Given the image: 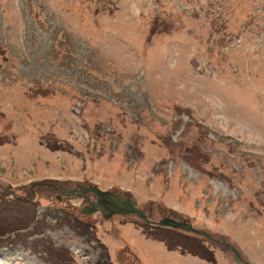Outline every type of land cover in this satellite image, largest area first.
Wrapping results in <instances>:
<instances>
[{"label": "rangeland", "instance_id": "374dc122", "mask_svg": "<svg viewBox=\"0 0 264 264\" xmlns=\"http://www.w3.org/2000/svg\"><path fill=\"white\" fill-rule=\"evenodd\" d=\"M90 185L264 264V0H0V264H212Z\"/></svg>", "mask_w": 264, "mask_h": 264}, {"label": "water", "instance_id": "95a60500", "mask_svg": "<svg viewBox=\"0 0 264 264\" xmlns=\"http://www.w3.org/2000/svg\"><path fill=\"white\" fill-rule=\"evenodd\" d=\"M88 193H92L96 197L97 202L95 204H90L91 208L89 210H84V214L90 215L94 212H100L105 219H108L113 215H134L144 223L152 226L181 230L184 232L197 234L209 240H212V237L209 234L204 231L194 229L189 223L175 221L167 217L162 218L157 222L152 221L143 213L142 210L137 208V206L131 199L121 197L120 195L114 194L109 191H102L95 186L80 187L76 190H72L68 193V197H83L84 199H87ZM223 246L233 250V248L227 244H223ZM234 255L237 264H245L236 251H234Z\"/></svg>", "mask_w": 264, "mask_h": 264}, {"label": "trees", "instance_id": "16d2710c", "mask_svg": "<svg viewBox=\"0 0 264 264\" xmlns=\"http://www.w3.org/2000/svg\"><path fill=\"white\" fill-rule=\"evenodd\" d=\"M25 205L27 208L29 205L20 198H14L10 202H7L6 200H2L0 202V223H2V226H0V235H5L9 233L8 226L4 225L5 223H12L10 218L16 216H20L21 211H24L26 209H20V206ZM34 212L31 213V208L27 209V212H23L22 217L18 220L17 218L14 219V221L20 222H27L34 218L33 215ZM31 216V218L27 217ZM7 228V229H6ZM150 231H146L147 237H152L153 239H156L155 234H153V231H161L166 239L159 238L157 236V240L163 241L167 247L168 250L175 249L176 246L179 245V243L183 245H187L186 243H189L187 248H184L188 250V253L198 256L201 259H204L208 262L214 263V257L213 254L204 247V245L199 241L201 240L199 237H196L195 235L191 234H185L176 230L168 229V228H152ZM7 230V231H6ZM5 232V233H4ZM178 236V237H176Z\"/></svg>", "mask_w": 264, "mask_h": 264}]
</instances>
